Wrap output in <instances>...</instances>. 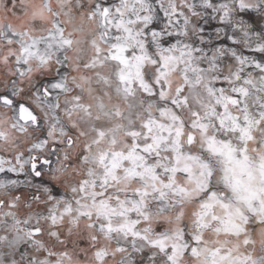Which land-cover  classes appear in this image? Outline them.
Listing matches in <instances>:
<instances>
[{"label":"snow or ice","instance_id":"6c2138e0","mask_svg":"<svg viewBox=\"0 0 264 264\" xmlns=\"http://www.w3.org/2000/svg\"><path fill=\"white\" fill-rule=\"evenodd\" d=\"M0 264H264V0H0Z\"/></svg>","mask_w":264,"mask_h":264}]
</instances>
